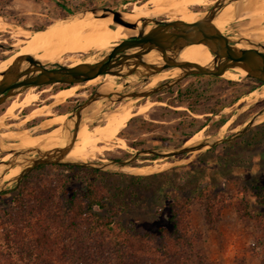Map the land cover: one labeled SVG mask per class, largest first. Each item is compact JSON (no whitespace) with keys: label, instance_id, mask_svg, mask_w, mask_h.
<instances>
[{"label":"rangeland","instance_id":"obj_1","mask_svg":"<svg viewBox=\"0 0 264 264\" xmlns=\"http://www.w3.org/2000/svg\"><path fill=\"white\" fill-rule=\"evenodd\" d=\"M213 1L215 3L216 0ZM147 2L148 0H14V2L8 0L7 3L3 1L0 3V23L5 29L0 30V64L10 54L23 47L27 48L37 31L46 30L51 24L71 13L97 7L131 11L135 6ZM212 5L199 7L197 11L205 13ZM152 9L150 7V10ZM149 16L167 20L155 13L145 17ZM252 20L240 19L235 29L240 31L243 27L252 30L262 25L264 27L263 21L260 23L257 21L252 25ZM233 29L234 27L229 28L232 31ZM259 41L264 44V39ZM87 45L91 48L85 54L66 51L58 63L67 65L80 61L93 48L92 43ZM145 84L137 85L135 89L144 87ZM261 85L256 80L241 75L235 79L223 76L187 77L171 89L159 92L147 100L142 99L141 103H135L136 107L145 104L146 101L160 102L164 106H157L145 115L134 116L121 133L126 144L114 148L111 152H104L103 157L98 156L89 161L124 160L138 150L179 148L198 132L202 133V140L214 136L230 137L264 108L262 98L250 104L246 111H241L245 104L243 102ZM96 87L94 85L85 86L84 89L82 87L78 93H85V98L73 99L53 108L54 114L48 117L28 120L25 128L32 132L63 115L60 113H71L94 92ZM33 89L32 94L39 96L35 106L42 107L45 103L49 104L48 94H42V91L50 89L54 93L59 89V85ZM10 102L7 103V107ZM123 103L117 107H121ZM7 107L3 111H6ZM22 110L26 116L30 112L28 108ZM19 111L16 110L15 115H18ZM230 119L232 122L223 128ZM22 120L23 117L6 121L4 128L11 123L19 124ZM2 131L3 134L9 133L5 129ZM2 156L0 154V159ZM151 158L140 157L139 161L128 166L135 168L161 166L156 171L152 170L150 174H135L127 171L128 167L119 172L102 171L118 174L117 177H113L118 188L130 186L140 192L138 205L120 213L117 217L119 222L123 224L135 222L152 230H159L162 227L171 229L167 211L170 208L184 210L189 244L201 254V264H264V118L241 137L214 148L180 157ZM160 173H168V180L147 179L140 185L129 179L130 176H153ZM68 175H72L69 170L49 165L32 177L29 183L24 182L25 178L14 191L1 195L3 199H0V242L3 240V228L7 222L4 212L12 209L14 196L22 185L31 187L38 182L39 185L52 183L51 186L55 187L54 181ZM103 184L106 187V183ZM99 192L102 195L107 194L101 186ZM188 197L191 201L185 204ZM245 204L248 205L247 209L244 208ZM107 211L104 213L113 216Z\"/></svg>","mask_w":264,"mask_h":264},{"label":"water","instance_id":"obj_2","mask_svg":"<svg viewBox=\"0 0 264 264\" xmlns=\"http://www.w3.org/2000/svg\"><path fill=\"white\" fill-rule=\"evenodd\" d=\"M243 0H216L200 19L193 23L161 20L158 17H138L134 22L125 18L131 11L97 7L74 12L51 24L42 32L40 43L20 56L7 69L0 72V106L31 88L53 85L77 86L85 84L98 76L117 77L121 90L106 93L96 87L94 92L71 113L66 114L63 125L65 143L53 149L45 150L28 147L4 151L1 155H11L7 161L0 159V195L14 191L33 170L40 166L60 165L78 166L91 170L119 172L139 161L140 157L156 158L180 157L197 151H205L225 142L233 141L256 125L264 114L259 110L230 137L214 136L201 140L194 145L179 148H153L138 150L124 160H110L107 163L81 162L68 160L74 148L86 115L94 103L100 101L110 105L149 97L171 89L190 76L222 77L227 71L243 69L248 78L258 80L264 85V44L255 38L245 37L235 29L241 19L240 8ZM233 6V14L225 21L218 22L219 16ZM111 18L115 26H122L137 34L128 36L114 46L91 51L81 63L62 65L44 58V48L49 36L59 24L71 22L76 18ZM111 26V29H115ZM234 27L233 31L229 30ZM204 44L212 54V60L206 65L182 59L183 52L190 46ZM241 45V46H239ZM154 54L160 60L150 62L146 56ZM170 69H179V73L169 77L166 82L148 88L147 85L135 90L137 85L147 84L154 76ZM261 85V86H262ZM106 109L103 110V113ZM97 125L93 122L92 126ZM3 133H0V136ZM6 144L9 141L5 142ZM19 173L4 182L5 176L13 169Z\"/></svg>","mask_w":264,"mask_h":264},{"label":"trees","instance_id":"obj_3","mask_svg":"<svg viewBox=\"0 0 264 264\" xmlns=\"http://www.w3.org/2000/svg\"><path fill=\"white\" fill-rule=\"evenodd\" d=\"M64 87L68 86L59 85ZM50 166L63 167L72 175L54 181L55 187L38 182L21 186L12 209L4 212L0 264H201V254L189 244L184 210L167 211L171 229L123 224L117 217L138 205L137 188H118L113 178L118 174L111 172ZM46 167L33 170L24 182ZM168 177L160 173L129 179L141 185L147 179ZM100 186L107 194H100ZM185 201L189 204L190 197Z\"/></svg>","mask_w":264,"mask_h":264},{"label":"bare ground","instance_id":"obj_4","mask_svg":"<svg viewBox=\"0 0 264 264\" xmlns=\"http://www.w3.org/2000/svg\"><path fill=\"white\" fill-rule=\"evenodd\" d=\"M212 4H214L213 0H148V2L144 5L135 6L131 13L125 15V18L130 22H134L139 16L145 17L151 13H155L159 16L167 18L168 21L178 20L185 23H193L204 16V13L197 11V9L202 6ZM150 7L153 9L150 10ZM232 14L233 6L230 5L219 16L218 22L227 20ZM240 17L241 20L248 18L253 19V22H251L252 25H255V22L257 21H259L258 23L261 21L264 22V0L254 2L253 0H243L240 8ZM111 26H115L112 23L111 18L95 19L92 17H85L83 19L76 18L71 22L61 23L49 36L47 44L44 48V58L48 61L58 63L61 56L66 51L85 54L86 51L91 48L87 45L88 43H92L93 48L91 51L102 50L114 46L116 43L128 36L137 34L136 31L128 30L122 26H115V29H111ZM262 26L256 27V29L253 30L243 27L240 32L245 37L255 38L257 40L264 39V27ZM4 29L5 26L0 23V30ZM41 38L42 32H36L32 40L28 43L27 48L23 47V49L10 54L0 64V72L7 69L23 54H28L29 50L36 47V44L40 43ZM17 45L18 44H16V46ZM212 58L211 52L204 44L192 45L182 54V59L201 65L208 64L211 62ZM146 59L150 62H155L160 60V57L151 54L146 56ZM81 62V60L73 62L72 65L76 66ZM164 72L165 73L154 76L147 84V87H154L160 82L167 80L169 77L175 76L180 71L179 69H170ZM240 75H247V71L243 69L229 70L223 75V77L235 79L240 77ZM117 80V77L110 75L98 76L88 81L85 86H100L101 91L110 93L116 90H121L122 86L117 84ZM81 88L82 87L79 85L71 87L68 86L63 89H58L54 93H52V90L50 89L43 90L42 94H48L47 102L49 101V104L45 103L42 107L35 106V103L39 100V96L38 94H32L34 89L31 88L28 92L21 94V97L18 95V97L10 102L4 115L0 117V127H4V122L8 120V118H15L16 110H22L24 108L30 109L29 114L25 117L26 121L36 117L50 116L53 113V108L66 103L69 99L75 98ZM262 98H264V85L253 90V92L249 95V99L243 102L245 104L242 106L241 111H246L250 104L257 102ZM141 102L142 99L131 100L124 103L122 102L123 105L121 107H117L121 103L114 105L100 101L94 103L86 115L85 123L82 124L77 141L67 159L81 162L107 163L108 161L106 159H102V161L89 160H94L98 156L103 157L104 152H111L114 148L124 146L126 144V140L121 137V133L124 129H126L129 121L132 120L134 116L145 115L157 106H164L163 103L151 101H146L145 104L138 107L134 105L135 103ZM33 106L35 107L32 108ZM104 109H106V112L103 113ZM262 118H264V114L258 118V121ZM232 119L228 120L227 123L224 124L223 128L228 126L232 122ZM66 120L67 115H60L56 117L51 122L44 124L42 129H46L48 127L50 128L56 125L55 127L37 135H33L27 130L12 131L7 127L5 128V131H8L9 133L1 134L0 136V148L4 151L28 147H38L49 150L63 146L65 143L63 125L66 123ZM93 122H96L97 125L92 126ZM202 136L201 132L194 134L191 139L186 142V146L194 145L195 143L201 141ZM7 139L14 141L6 144L5 142ZM10 158V154L4 155L1 160L7 161ZM156 162L159 161H154V163ZM160 167L161 166L157 165L154 167L150 166L144 168L128 167L127 171L145 175L150 174L152 170L156 171L157 168ZM19 170V168L11 170L5 176L4 182H7L9 179L16 176L19 173Z\"/></svg>","mask_w":264,"mask_h":264},{"label":"flooded vegetation","instance_id":"obj_5","mask_svg":"<svg viewBox=\"0 0 264 264\" xmlns=\"http://www.w3.org/2000/svg\"><path fill=\"white\" fill-rule=\"evenodd\" d=\"M193 77H207V76H199V75H195V76H193ZM212 78H214V77H212ZM186 79V78H185ZM168 80V79H167ZM167 80H165V81H163V82H166ZM257 81V83H260V84H262L260 81H258V80H256ZM163 82H161V83H159V84H162ZM149 83V82H148ZM147 83V84H148ZM86 84V83H85ZM146 85V84H145ZM81 86V85H80ZM96 86V85H95ZM81 87H83V89H84V87L85 86H81ZM142 87V86H141ZM141 87H138V88H141ZM138 88H136V89H138ZM36 89V88H35ZM135 89V90H136ZM163 92V91H162ZM93 93V92H92ZM156 95V94H155ZM85 96H86V94L85 93H78L77 94V96L75 97V98H72V99H69V100H73V99H77V98H85ZM154 96V95H153ZM69 100H67V102L69 101ZM10 101H7V102H5L4 104H2L1 106H0V117H2L3 115H4V113H5V111H3V109L4 108H6L7 106V103H9ZM66 102V103H67ZM23 112V110H20L19 111V113H18V115H15V118L14 119H12V118H8V120H6V121H11V120H17V119H19V118H22L23 117V120L19 123V124H13V123H11L10 124V126H8V128L10 129V130H12V131H26V130H28L27 128H25V123H26V120H25V117H26V115H25V112L24 113H22ZM22 113V114H21ZM54 113H52L51 115H53ZM60 114H63V115H66L65 113H60ZM55 115H58V114H55ZM46 117H48V116H46ZM44 119V118H43ZM5 121V122H6ZM5 122H4V124H5ZM56 125H54L53 127H55ZM5 127V126H4ZM4 127H0V133H3L4 131H2L1 132V130L2 129H5ZM12 127V128H11ZM53 127H50V128H48V129H42L43 127H41L40 129H38L37 131L36 130H33L31 133L33 134V135H37V134H41V131H43L42 133H44V132H46V131H49V130H51ZM29 131V130H28Z\"/></svg>","mask_w":264,"mask_h":264},{"label":"crops","instance_id":"obj_6","mask_svg":"<svg viewBox=\"0 0 264 264\" xmlns=\"http://www.w3.org/2000/svg\"><path fill=\"white\" fill-rule=\"evenodd\" d=\"M5 1L6 3L8 2V0H0V3ZM11 2H14V0H11Z\"/></svg>","mask_w":264,"mask_h":264}]
</instances>
